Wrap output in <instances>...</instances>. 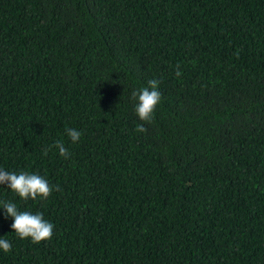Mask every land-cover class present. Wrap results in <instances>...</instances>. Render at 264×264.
<instances>
[{
	"label": "trees",
	"instance_id": "obj_1",
	"mask_svg": "<svg viewBox=\"0 0 264 264\" xmlns=\"http://www.w3.org/2000/svg\"><path fill=\"white\" fill-rule=\"evenodd\" d=\"M0 169L54 189L0 185L54 225L21 240L0 203V264H264V0H0Z\"/></svg>",
	"mask_w": 264,
	"mask_h": 264
},
{
	"label": "clouds",
	"instance_id": "obj_2",
	"mask_svg": "<svg viewBox=\"0 0 264 264\" xmlns=\"http://www.w3.org/2000/svg\"><path fill=\"white\" fill-rule=\"evenodd\" d=\"M175 74L177 77L182 75L179 71V65H177ZM159 83L160 81L157 79H150L147 87L131 92L130 98L135 101L134 111L143 122L151 123L154 118L155 109L162 97L161 92L158 91ZM136 130L138 132H146L147 128L143 124H139ZM65 132L72 143L78 142L82 135L75 128H65ZM54 147L58 149L59 155L65 160L70 158L69 150L62 142L57 141ZM50 150L51 146L44 151V155L47 156ZM0 185H6L8 189L25 201L29 198L32 200L37 198L46 200L54 190L48 181L38 173L32 174L21 171L17 174L3 169H0ZM0 203L3 204L6 216L13 219L11 228L19 239H30L33 244H39L42 241L51 239L54 225L46 221L42 213L33 214L29 211H18L16 204L11 201ZM0 250L5 253L10 252L12 250L11 242L0 238Z\"/></svg>",
	"mask_w": 264,
	"mask_h": 264
}]
</instances>
